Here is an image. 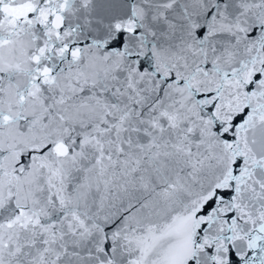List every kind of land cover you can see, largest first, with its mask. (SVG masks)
<instances>
[{"label":"snow or ice","instance_id":"6c2138e0","mask_svg":"<svg viewBox=\"0 0 264 264\" xmlns=\"http://www.w3.org/2000/svg\"><path fill=\"white\" fill-rule=\"evenodd\" d=\"M0 264H264V0H0Z\"/></svg>","mask_w":264,"mask_h":264}]
</instances>
